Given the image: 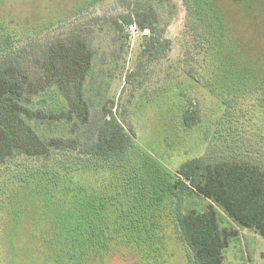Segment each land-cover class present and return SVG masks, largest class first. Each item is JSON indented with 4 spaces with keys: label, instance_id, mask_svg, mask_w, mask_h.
<instances>
[{
    "label": "rangeland",
    "instance_id": "374dc122",
    "mask_svg": "<svg viewBox=\"0 0 264 264\" xmlns=\"http://www.w3.org/2000/svg\"><path fill=\"white\" fill-rule=\"evenodd\" d=\"M138 3L156 11L171 40L164 57L145 52L148 29L115 26ZM0 18L24 34L19 45L84 26L96 52L86 127L109 105L136 131L127 158L0 163V264H192L166 185L194 157L264 170L259 97L228 111L226 103L263 87L264 0H0ZM188 109L199 113L193 127L183 120ZM208 202L192 191L182 209ZM217 209L220 227L237 231L224 249L226 264H264V237Z\"/></svg>",
    "mask_w": 264,
    "mask_h": 264
},
{
    "label": "trees",
    "instance_id": "16d2710c",
    "mask_svg": "<svg viewBox=\"0 0 264 264\" xmlns=\"http://www.w3.org/2000/svg\"><path fill=\"white\" fill-rule=\"evenodd\" d=\"M120 21L150 31L145 52L151 60L166 55L171 40L163 37L152 7L138 3L115 20L117 29L123 26ZM23 35L0 18V163L24 156L46 164L66 154L109 162L127 158L136 131L124 124L113 107L102 106V116L90 131L86 127L91 119L86 82L96 52L84 26L19 45ZM239 39L234 35L232 46L240 45ZM234 50L241 57L239 49ZM256 97L261 103L259 110H264L263 84L246 96H233V102L227 97V111L235 102ZM258 116L264 118V112ZM183 120L186 126H195L198 111L186 110ZM177 177L166 189L174 197L177 227L191 250L192 264H226L224 249L237 231L220 227L217 206L240 226L264 237V170L258 164L194 157L181 164ZM192 191L208 199L202 210L182 209L185 196Z\"/></svg>",
    "mask_w": 264,
    "mask_h": 264
},
{
    "label": "built area",
    "instance_id": "2783aa9c",
    "mask_svg": "<svg viewBox=\"0 0 264 264\" xmlns=\"http://www.w3.org/2000/svg\"><path fill=\"white\" fill-rule=\"evenodd\" d=\"M137 25L136 24H132L131 26H130V29H131V31H133V32H137Z\"/></svg>",
    "mask_w": 264,
    "mask_h": 264
}]
</instances>
